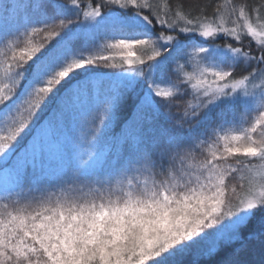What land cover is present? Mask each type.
<instances>
[{"label": "snow or ice", "instance_id": "snow-or-ice-1", "mask_svg": "<svg viewBox=\"0 0 264 264\" xmlns=\"http://www.w3.org/2000/svg\"><path fill=\"white\" fill-rule=\"evenodd\" d=\"M0 264H264V3L0 0Z\"/></svg>", "mask_w": 264, "mask_h": 264}, {"label": "trees", "instance_id": "trees-1", "mask_svg": "<svg viewBox=\"0 0 264 264\" xmlns=\"http://www.w3.org/2000/svg\"><path fill=\"white\" fill-rule=\"evenodd\" d=\"M85 2H87V0H85ZM158 2H160L161 4L166 3L167 0H158ZM223 0H217V3L222 5ZM230 2L232 3V0H230ZM251 2L255 3L256 5H259L261 3H264V0H251ZM186 4H209L210 0H185ZM229 4V3H228ZM225 5V3H224ZM34 41L39 42V40L41 39L40 35H35L33 37ZM106 55H113L115 56L117 59L120 58V54L119 52H114V53H105Z\"/></svg>", "mask_w": 264, "mask_h": 264}, {"label": "rangeland", "instance_id": "rangeland-1", "mask_svg": "<svg viewBox=\"0 0 264 264\" xmlns=\"http://www.w3.org/2000/svg\"><path fill=\"white\" fill-rule=\"evenodd\" d=\"M224 3L225 4L229 3V5L231 4L230 0H223L222 5H224ZM119 54H120V56L122 55V53H119Z\"/></svg>", "mask_w": 264, "mask_h": 264}]
</instances>
